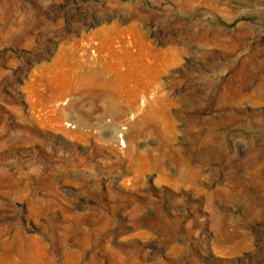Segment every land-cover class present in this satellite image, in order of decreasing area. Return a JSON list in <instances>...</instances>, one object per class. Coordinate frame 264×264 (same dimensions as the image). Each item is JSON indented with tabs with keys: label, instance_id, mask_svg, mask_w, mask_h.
Listing matches in <instances>:
<instances>
[{
	"label": "rangeland",
	"instance_id": "obj_1",
	"mask_svg": "<svg viewBox=\"0 0 264 264\" xmlns=\"http://www.w3.org/2000/svg\"><path fill=\"white\" fill-rule=\"evenodd\" d=\"M0 264H264V0H0Z\"/></svg>",
	"mask_w": 264,
	"mask_h": 264
},
{
	"label": "bare ground",
	"instance_id": "obj_2",
	"mask_svg": "<svg viewBox=\"0 0 264 264\" xmlns=\"http://www.w3.org/2000/svg\"><path fill=\"white\" fill-rule=\"evenodd\" d=\"M147 68V67H146ZM88 75H90V74H88Z\"/></svg>",
	"mask_w": 264,
	"mask_h": 264
}]
</instances>
